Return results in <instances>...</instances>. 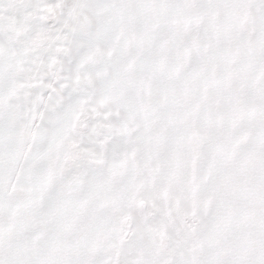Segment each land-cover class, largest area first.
<instances>
[{
    "label": "snow or ice",
    "instance_id": "obj_1",
    "mask_svg": "<svg viewBox=\"0 0 264 264\" xmlns=\"http://www.w3.org/2000/svg\"><path fill=\"white\" fill-rule=\"evenodd\" d=\"M0 264H264V0H0Z\"/></svg>",
    "mask_w": 264,
    "mask_h": 264
}]
</instances>
